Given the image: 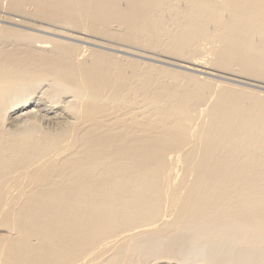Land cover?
<instances>
[{
    "label": "bare ground",
    "instance_id": "obj_1",
    "mask_svg": "<svg viewBox=\"0 0 264 264\" xmlns=\"http://www.w3.org/2000/svg\"><path fill=\"white\" fill-rule=\"evenodd\" d=\"M208 76L264 89V0H0V264H264V93Z\"/></svg>",
    "mask_w": 264,
    "mask_h": 264
},
{
    "label": "rangeland",
    "instance_id": "obj_2",
    "mask_svg": "<svg viewBox=\"0 0 264 264\" xmlns=\"http://www.w3.org/2000/svg\"><path fill=\"white\" fill-rule=\"evenodd\" d=\"M169 66V65H168ZM170 67H172V66H170ZM193 72V71H192ZM194 74H196L197 73V75H199L200 73L199 72H193ZM207 76V75H205V74H201V76ZM208 77H211V78H213V80H218L219 82H228V83H232V84H237V85H239V86H244V87H248V88H253V89H255V90H258V91H261L262 93H264V89L263 88H258V87H252V86H249V85H245V84H242V83H239V82H237L236 83V81H233V80H226L225 78H221V77H215V76H208Z\"/></svg>",
    "mask_w": 264,
    "mask_h": 264
}]
</instances>
